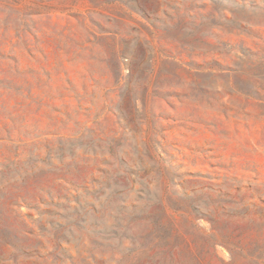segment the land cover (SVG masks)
<instances>
[{
    "label": "rangeland",
    "instance_id": "1",
    "mask_svg": "<svg viewBox=\"0 0 264 264\" xmlns=\"http://www.w3.org/2000/svg\"><path fill=\"white\" fill-rule=\"evenodd\" d=\"M0 264H264V0H0Z\"/></svg>",
    "mask_w": 264,
    "mask_h": 264
}]
</instances>
